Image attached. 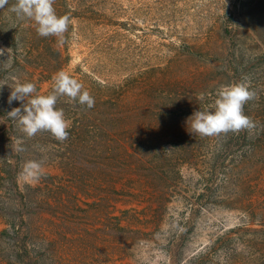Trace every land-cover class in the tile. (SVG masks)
Returning <instances> with one entry per match:
<instances>
[{"label": "rangeland", "instance_id": "rangeland-1", "mask_svg": "<svg viewBox=\"0 0 264 264\" xmlns=\"http://www.w3.org/2000/svg\"><path fill=\"white\" fill-rule=\"evenodd\" d=\"M9 4L0 9V48L12 50L8 37L15 31L22 36L24 19L17 18ZM65 4L77 8L78 18L70 19L66 42L60 45L62 56H68L63 71L86 90L93 80L122 84L126 100L139 104L154 97L163 100L153 111L183 117L179 124L186 135L180 141L169 138L167 147L152 145L138 169H123L110 178L100 165L92 170L90 161H76L73 171L50 161L59 149L49 132L27 138L17 128L13 143L16 146L22 139L23 151L16 155H11L7 137L0 134V165L6 156H13L18 188L30 201L26 232L36 264H264V217L259 213L264 209L263 150L250 160L248 147L237 143L227 163L210 170L206 161L219 136L190 137L186 120L210 104L221 86L243 77L249 78L256 93L244 112L262 110L264 0H67ZM13 57L10 68L0 64V80L7 83L14 74L13 82L24 83V72ZM52 84L43 82L37 92L46 95ZM199 93H205L203 101L197 99ZM143 98L150 101L141 102ZM163 155L177 160L157 163ZM28 160L42 163L38 182L22 175ZM144 178L160 180L159 187H148ZM249 179L257 191L241 210L236 200L247 192ZM6 185L0 182V205L18 208L17 198L8 199ZM162 188L164 204L156 213L151 193ZM4 228L0 214V232ZM9 254L7 242L0 241V264H14Z\"/></svg>", "mask_w": 264, "mask_h": 264}, {"label": "trees", "instance_id": "trees-1", "mask_svg": "<svg viewBox=\"0 0 264 264\" xmlns=\"http://www.w3.org/2000/svg\"><path fill=\"white\" fill-rule=\"evenodd\" d=\"M8 3L12 7L16 0H9ZM65 3L67 0H55L54 7L57 14H67L70 19L76 18L77 15L74 13H76L77 8L72 9L71 6L67 8ZM80 18L85 19L84 16H80ZM36 28L37 25L33 20L24 19L20 29L22 36L19 38L18 32L15 31L13 32L14 36L11 34L8 39L11 42L12 50L18 51V55H14L13 59L16 62V67L24 72V83H34L38 90V85L45 81L52 80L54 83L53 75L63 70L68 56H62L61 43L58 42V38L53 36L41 37L37 34ZM35 76H38L37 81L33 80ZM9 78L8 85L0 88V134L4 139L7 137L11 155H16L17 150L12 137L18 127L14 121L7 117V113L12 108L18 107L20 102L14 101L11 105L7 102L11 92L9 85H15L13 81L16 77L14 74H10ZM0 83L3 81L0 80ZM122 86V84H103L91 80L88 91L95 99V105L91 109L80 105L78 102L70 101L67 97L59 98L56 107L62 108L66 115L72 116L71 127L68 130L69 137L67 140L64 142L56 140L55 147L59 150L51 155L50 159L52 160L50 161L54 159L63 165V168L69 170L72 168L70 171L75 170L73 165L76 161H90L93 164L92 170L97 169L96 166L100 165L103 173L111 178L110 174L117 175L120 170L138 169L139 165L143 163L142 158L148 156L152 145L159 147L162 144L165 147L170 143L169 138L180 141L183 135H186L182 128L183 125L179 124L183 117L160 116L155 114L156 111H153L154 107H158L163 100H157L158 98L155 97L151 101L147 98L141 99V102L150 101L145 104L126 100L128 94L125 89H122ZM52 87L53 84L48 93L52 91ZM84 89L86 90V88ZM4 95L5 98H3ZM177 101H185L184 103H186L190 100L178 98ZM262 107V110L252 108L253 110L249 113H245L258 123L257 129L251 135L247 131H241L238 134L230 132L226 135H220L217 142H213L216 144L215 150L206 161V166L210 170H215L219 164H226V157L230 156V152L237 147V143L248 147L250 160L257 154L258 150H263L264 153V104ZM189 117L191 114L188 115ZM175 122L177 126L174 127L172 124ZM188 123L191 125L190 120ZM188 134L193 137L194 133H191V128L188 130ZM165 149L169 151L168 148ZM11 157L13 158V156H6L1 162L0 182L1 184L7 183L5 189L9 195L8 199L12 201V198H17L19 205L18 208L12 204H9L7 208L0 205V214L4 216L6 224V228L0 232V241L7 242L9 257L14 264H36L30 253L26 232L28 214L25 211L28 209L27 206L30 201L18 188V173ZM171 159L176 161L177 157L163 155L157 163L168 162ZM261 166L264 167V164L262 163ZM171 171L177 173L175 169ZM254 171L257 172V168ZM210 176H212L211 173H209L208 179ZM158 181L160 180L144 178L145 184L153 189L158 186ZM250 181L251 179L245 181L247 192L243 198L236 200V203L241 205L238 206V209L244 210L242 205L248 204L246 200L255 195L257 191L256 186L249 184ZM223 182L227 183V178ZM164 188L159 191L154 190L151 193L152 201L155 199L157 204L156 213L164 204L162 194ZM203 195L205 193L199 194V197ZM259 213L264 217L263 208L262 213Z\"/></svg>", "mask_w": 264, "mask_h": 264}, {"label": "clouds", "instance_id": "clouds-1", "mask_svg": "<svg viewBox=\"0 0 264 264\" xmlns=\"http://www.w3.org/2000/svg\"><path fill=\"white\" fill-rule=\"evenodd\" d=\"M9 0H0V9L8 5ZM55 0H16L11 7L19 19L33 20L37 25V34L41 37L53 36L58 42H66L65 33L68 32L71 23L69 15H58ZM0 60L5 68L12 65L13 53L11 48H0ZM54 83L52 91L48 94H39L36 85L31 82L20 83L17 81L10 86L8 104L14 101L20 102V107L12 108L7 117L14 121L20 132L27 138H32L41 132H49L57 141L64 142L69 137L71 123L65 118L62 108H57L60 97H67L70 101L78 102L82 106L91 109L95 105V99L88 90L75 78L63 70L58 71L52 77ZM7 83H0L2 88ZM8 85V84H7ZM256 97L251 90V82L248 77L229 85L221 86L215 94V99L203 110L193 113L188 121H191V133L200 137H218L228 133L238 134L247 131L250 135L257 129V122L244 112V106ZM197 99L203 101L205 93H199ZM23 140L17 139L16 150L23 151ZM22 175L39 181L43 176L42 163L37 160H28L22 166Z\"/></svg>", "mask_w": 264, "mask_h": 264}]
</instances>
